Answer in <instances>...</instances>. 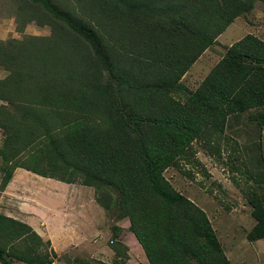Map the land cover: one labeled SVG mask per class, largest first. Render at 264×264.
Here are the masks:
<instances>
[{
	"label": "trees",
	"instance_id": "trees-1",
	"mask_svg": "<svg viewBox=\"0 0 264 264\" xmlns=\"http://www.w3.org/2000/svg\"><path fill=\"white\" fill-rule=\"evenodd\" d=\"M20 1L54 19L53 31L0 40V189L17 167L90 186L107 217L129 221L147 264H231L206 211L164 171L185 172L195 143L218 151L240 117L257 135L244 143L263 147L264 40L228 45L193 90L181 79L264 0H85L79 18L54 0ZM245 198L254 224L244 236L264 238V179ZM111 228L110 262L65 254L64 264H126ZM55 257L49 240L0 213V264Z\"/></svg>",
	"mask_w": 264,
	"mask_h": 264
},
{
	"label": "rangeland",
	"instance_id": "rangeland-1",
	"mask_svg": "<svg viewBox=\"0 0 264 264\" xmlns=\"http://www.w3.org/2000/svg\"><path fill=\"white\" fill-rule=\"evenodd\" d=\"M54 1L75 18H79L84 9L89 6L88 1L85 0ZM30 14L36 16L38 20L27 19ZM39 21H43L45 24H39ZM53 21L54 19H51L50 16H42L41 12L32 9L31 6L25 7L20 0H0V40H20L27 36H48L53 31ZM247 33H252L264 40V13L260 2L255 3L249 13L237 17L226 27L216 38L215 43L191 65L188 72L182 77V84L193 90L217 62L224 49ZM6 74L7 71L0 68V78ZM244 120L240 117L231 124L218 151L202 146L201 142L195 143L196 152L193 158L188 163L183 162L185 172L170 167L164 171V176L176 190L188 196L206 211L221 240L229 237L234 238L235 246H225L227 250L225 253L234 264H264V238L259 239L260 242L256 244H254L255 242L249 244L243 233L244 229H250L254 224L251 206L245 198V194L250 193L253 185L264 179V133L259 135L262 137L261 145L263 147L253 149L250 142H244L251 137L256 138L257 135L246 134L248 126L245 130L242 129ZM1 141L0 135V145ZM29 177L23 178L20 177V174L13 177L14 184L11 189L20 193L24 200L33 201L31 193H38L42 185H36L37 181ZM34 184L37 187H34ZM70 189L78 191L79 198H74L76 201L85 200L87 195L92 197L95 192L93 187H87L77 182L71 185ZM13 197L15 198L14 202L23 199L15 192H13ZM57 205L58 203H55V206ZM67 226L70 227V225ZM123 227L125 231L119 232L118 240L125 242L128 236L132 237V235L128 231L127 225H123ZM223 232H228V235H224ZM111 235L109 232L106 236L105 234L94 236V239L90 237L78 249L70 248L66 255L71 260L74 257L95 259L93 251H108ZM87 242L88 245H86ZM251 244L255 245V252ZM51 247L53 246L51 245ZM133 252L136 260H132L129 264H137L139 256L142 257L140 248ZM63 253L56 252L53 264H64ZM112 255L114 256L113 252ZM100 257L106 260L111 258V256L104 257L102 254Z\"/></svg>",
	"mask_w": 264,
	"mask_h": 264
},
{
	"label": "crops",
	"instance_id": "crops-1",
	"mask_svg": "<svg viewBox=\"0 0 264 264\" xmlns=\"http://www.w3.org/2000/svg\"><path fill=\"white\" fill-rule=\"evenodd\" d=\"M18 174H20V177L23 178L30 176L29 178H33L37 181L36 185H42L39 188L38 193H31L33 201H26L20 193L17 191H12L11 188L14 184L13 177L17 176ZM73 184L75 183H66L54 178L42 177L28 170L17 167L13 171L9 182L0 191V213L27 223L43 239L50 241V244L53 246L52 249L55 253L64 252L63 255L67 254V251L70 248L78 249L90 237L94 239V236H101L103 234L106 236L109 232L112 234L111 227L113 225H116L119 228L118 235L120 231H125L123 225H127L128 229L129 221L127 219L113 220L107 217L104 209L96 200L95 192H93L92 197L87 195L85 200L83 199L76 201L74 198H79V193L77 190L75 191L70 189L71 185ZM36 185L34 184V187H37ZM13 192L17 193V195L23 199L19 200L18 202H14L13 200H15V198L13 197ZM55 203H58V205L55 206ZM67 225H70V227ZM213 227L216 231V234L218 235L220 244L223 246L224 253L227 251L225 246L231 247L236 245L233 237H229L228 239L224 238L221 240L214 225ZM223 234L228 235V232H223ZM131 235L132 237L128 236V241L126 240L125 242L123 240V242L119 241L118 237L116 238L117 241L123 243L128 248V259L126 260V264H129V262L131 263L132 260H136V257L133 256V251L138 250L139 248L141 249L142 257L141 255L139 256L137 259V264H147V258L145 257L140 244L132 233ZM258 240L259 239L248 241V243L250 244V242H255L254 244H256L257 242H260ZM88 242L86 245H88ZM252 249L255 252V245H252ZM106 252L93 251V254H95V259L97 260L110 262L113 259V251L108 247V251ZM100 254H102L104 257L111 256V258L110 260H106L104 258L101 259ZM225 255L230 263L234 264L226 253ZM16 263L24 264L23 262L18 261L12 262V264Z\"/></svg>",
	"mask_w": 264,
	"mask_h": 264
},
{
	"label": "clouds",
	"instance_id": "clouds-1",
	"mask_svg": "<svg viewBox=\"0 0 264 264\" xmlns=\"http://www.w3.org/2000/svg\"><path fill=\"white\" fill-rule=\"evenodd\" d=\"M24 263V262H23ZM26 264V263H25Z\"/></svg>",
	"mask_w": 264,
	"mask_h": 264
}]
</instances>
